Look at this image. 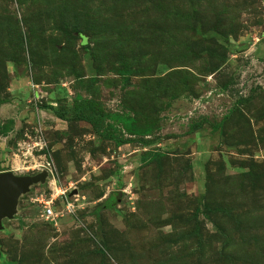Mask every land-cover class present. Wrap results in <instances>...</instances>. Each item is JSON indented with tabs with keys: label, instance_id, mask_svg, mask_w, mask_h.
I'll return each instance as SVG.
<instances>
[{
	"label": "rangeland",
	"instance_id": "1",
	"mask_svg": "<svg viewBox=\"0 0 264 264\" xmlns=\"http://www.w3.org/2000/svg\"><path fill=\"white\" fill-rule=\"evenodd\" d=\"M45 171L0 264H264V0H0V173Z\"/></svg>",
	"mask_w": 264,
	"mask_h": 264
},
{
	"label": "water",
	"instance_id": "2",
	"mask_svg": "<svg viewBox=\"0 0 264 264\" xmlns=\"http://www.w3.org/2000/svg\"><path fill=\"white\" fill-rule=\"evenodd\" d=\"M48 175L47 171L35 176L0 173V231L4 229V221L16 215L21 197L28 194L32 186L46 182Z\"/></svg>",
	"mask_w": 264,
	"mask_h": 264
},
{
	"label": "built area",
	"instance_id": "3",
	"mask_svg": "<svg viewBox=\"0 0 264 264\" xmlns=\"http://www.w3.org/2000/svg\"><path fill=\"white\" fill-rule=\"evenodd\" d=\"M63 193L61 190H59V193ZM62 195V194H61ZM55 194L52 195L51 199L46 202V210L44 213V217L48 220L56 219L59 215L55 212L54 208H52V204H54Z\"/></svg>",
	"mask_w": 264,
	"mask_h": 264
},
{
	"label": "trees",
	"instance_id": "4",
	"mask_svg": "<svg viewBox=\"0 0 264 264\" xmlns=\"http://www.w3.org/2000/svg\"><path fill=\"white\" fill-rule=\"evenodd\" d=\"M81 117L84 118V119H87V120L93 121L92 118L90 119V118H89L88 116H86V115H82Z\"/></svg>",
	"mask_w": 264,
	"mask_h": 264
}]
</instances>
